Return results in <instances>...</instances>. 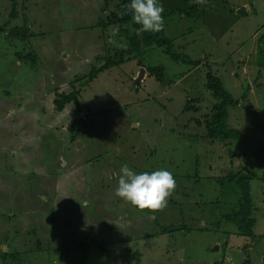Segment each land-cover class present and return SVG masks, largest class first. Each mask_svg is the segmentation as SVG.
Here are the masks:
<instances>
[{
	"label": "rangeland",
	"instance_id": "rangeland-1",
	"mask_svg": "<svg viewBox=\"0 0 264 264\" xmlns=\"http://www.w3.org/2000/svg\"><path fill=\"white\" fill-rule=\"evenodd\" d=\"M26 1L37 35L13 39L7 33L24 15L10 20L13 3L0 0V264H264L263 171L252 158L263 137L255 112L264 125V0H159L174 49L200 65L147 49L145 67H164L174 82L146 70L138 81L145 68L133 60L84 87L103 64L99 35L108 48L124 43L119 26H98L120 0ZM190 7L199 11L186 19ZM209 69L240 102L228 124L245 142L212 141L195 121L214 104ZM74 89L81 112L74 103L58 111L55 94ZM192 98L198 111L185 112ZM243 152L245 162L234 158ZM247 162L257 220L250 238L224 219L236 195L214 179ZM125 163L173 174L164 207L141 211L114 195Z\"/></svg>",
	"mask_w": 264,
	"mask_h": 264
},
{
	"label": "trees",
	"instance_id": "trees-1",
	"mask_svg": "<svg viewBox=\"0 0 264 264\" xmlns=\"http://www.w3.org/2000/svg\"><path fill=\"white\" fill-rule=\"evenodd\" d=\"M11 2L13 3V5L11 4L12 10L10 13V20H17L18 18H20V14L22 16L24 15V25L11 28L7 33L8 38L28 39L31 37H35L37 34L30 30L27 22V1L23 0L21 11L18 8L22 0L20 1V3H18V0H11ZM130 2L131 0H120L115 9L108 14L106 19L100 20L98 22V26H102L104 28L119 26L124 43L119 42V45L122 47H116L115 45V48H108V42L106 41L104 34H102L101 38L104 44V54L100 57H97V62L101 58L103 64L99 68L92 67L88 78H83V82L80 85L81 87L87 86L91 82H93L100 72L121 67L124 63L133 60L137 61L136 65L138 69L145 68L148 77H154L155 80L162 85H168L170 82H174H168V80L166 79V70L164 69V67H145L143 59H141L144 51H146L147 49L154 50L155 48L160 49L162 55H168L175 62L187 59V56L180 54L179 48L178 51L174 49L175 40L165 33V24L167 19L166 10H164L163 12L164 27L160 32H141L139 31L141 26L133 22L131 18L132 13L128 12L124 7V5L129 4ZM19 11L22 13H20ZM198 11L199 10L196 7H190L189 10L183 11V14L185 15L186 19H189ZM174 13H177V10L171 11L170 15ZM244 14H246V12H244ZM5 29L6 27L0 28V35L1 33L5 32ZM259 42L261 45L264 44V34L260 37ZM29 55L30 54H28L25 58H29ZM183 62H188L190 65L196 68L200 65L199 61L192 62L188 60ZM79 80L80 79L78 78L76 82H78ZM205 86L206 89L210 92V97L212 101L214 100V104L211 113L205 117V122L195 120L198 126H205V137L211 139L212 141L220 140L227 143L232 141L245 142L247 140V136H245V134L241 130L233 128L228 124V119L230 117L229 110L230 108L239 107V100H237L233 96V94H231L225 88L222 79L220 77H217L211 69H209V71L207 72ZM250 89V86L245 89V92L242 96L243 100L248 99ZM76 94H79V91H77L76 89H74L71 94L56 93L54 99L56 109L62 112L65 109L66 105L74 103L77 108L76 111L80 113L81 109L77 105L78 101L76 99ZM198 101L199 99L193 98L187 100V105L185 106L184 111H198V108L194 105L195 102ZM255 114L256 118L258 117V124H256V126H258V130L262 131L263 137L255 141L258 146L253 151L252 158H254L255 160L256 168L263 171L262 180L264 181V125L263 123L261 124L259 122L258 113L255 112ZM77 135L78 132L74 130L72 141H75ZM234 158H237V160L240 161L247 160V153L243 152L235 154ZM245 164L246 165L240 167V170L237 172H230L228 176L216 177L214 179L218 181L221 192L226 193L228 191L225 190L230 189V191L233 190L234 194L236 195L235 203L232 204L230 211L227 212L228 214L223 215L224 219L227 222L234 224L241 235L250 238L255 236L254 229L256 227L257 220L253 216L254 204L251 192V182L253 180V174L247 167L248 162Z\"/></svg>",
	"mask_w": 264,
	"mask_h": 264
},
{
	"label": "clouds",
	"instance_id": "clouds-1",
	"mask_svg": "<svg viewBox=\"0 0 264 264\" xmlns=\"http://www.w3.org/2000/svg\"><path fill=\"white\" fill-rule=\"evenodd\" d=\"M124 7L132 13L133 22L141 26L139 31L160 32L163 29L164 7L159 0H131ZM120 173L114 195L141 211L164 207L176 186L173 174L166 169L137 173L125 163Z\"/></svg>",
	"mask_w": 264,
	"mask_h": 264
},
{
	"label": "crops",
	"instance_id": "crops-1",
	"mask_svg": "<svg viewBox=\"0 0 264 264\" xmlns=\"http://www.w3.org/2000/svg\"><path fill=\"white\" fill-rule=\"evenodd\" d=\"M108 12V10L107 11H105V13H107ZM105 16V15H104ZM101 36H102V34L101 35H99V46H101V48H102V51H101V55H103L104 54V44H103V40L101 39ZM98 57H100V56H98ZM140 69V68H139ZM147 75V74H146Z\"/></svg>",
	"mask_w": 264,
	"mask_h": 264
},
{
	"label": "water",
	"instance_id": "water-1",
	"mask_svg": "<svg viewBox=\"0 0 264 264\" xmlns=\"http://www.w3.org/2000/svg\"><path fill=\"white\" fill-rule=\"evenodd\" d=\"M144 72H145V69H142L138 81L142 80V78L144 76Z\"/></svg>",
	"mask_w": 264,
	"mask_h": 264
}]
</instances>
